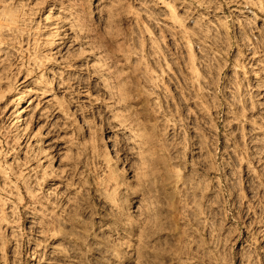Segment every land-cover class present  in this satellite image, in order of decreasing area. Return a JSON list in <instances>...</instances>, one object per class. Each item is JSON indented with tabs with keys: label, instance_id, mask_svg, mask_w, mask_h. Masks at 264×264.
Masks as SVG:
<instances>
[{
	"label": "rangeland",
	"instance_id": "1",
	"mask_svg": "<svg viewBox=\"0 0 264 264\" xmlns=\"http://www.w3.org/2000/svg\"><path fill=\"white\" fill-rule=\"evenodd\" d=\"M0 264H264V0H0Z\"/></svg>",
	"mask_w": 264,
	"mask_h": 264
},
{
	"label": "bare ground",
	"instance_id": "2",
	"mask_svg": "<svg viewBox=\"0 0 264 264\" xmlns=\"http://www.w3.org/2000/svg\"><path fill=\"white\" fill-rule=\"evenodd\" d=\"M20 101H22V99L20 100ZM19 105H22L21 103L19 104ZM19 107V106H18ZM16 121L17 122H15V125H18V124H22L23 123V118H22V116H21V112H19V117H17L16 118ZM103 144L105 145V152L107 153V152H111L112 151V148H111V146L109 145V143L107 142V140H106V137H104L103 138Z\"/></svg>",
	"mask_w": 264,
	"mask_h": 264
}]
</instances>
